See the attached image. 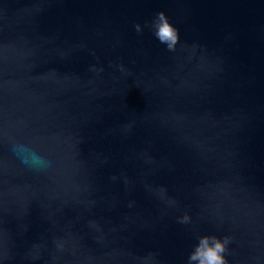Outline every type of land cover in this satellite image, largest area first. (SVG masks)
Here are the masks:
<instances>
[{
    "label": "water",
    "instance_id": "water-1",
    "mask_svg": "<svg viewBox=\"0 0 264 264\" xmlns=\"http://www.w3.org/2000/svg\"><path fill=\"white\" fill-rule=\"evenodd\" d=\"M205 235L264 264V0H0V264H187Z\"/></svg>",
    "mask_w": 264,
    "mask_h": 264
},
{
    "label": "clouds",
    "instance_id": "clouds-1",
    "mask_svg": "<svg viewBox=\"0 0 264 264\" xmlns=\"http://www.w3.org/2000/svg\"><path fill=\"white\" fill-rule=\"evenodd\" d=\"M153 29V34L160 43L165 44L167 49L174 51L180 40L178 30L170 22L169 17L164 12H159L153 22L149 25ZM137 32H142L140 24H136ZM186 222L190 218L186 215L183 218ZM230 238L221 239L214 235H205L199 238L195 249L189 255L187 264H228L225 253Z\"/></svg>",
    "mask_w": 264,
    "mask_h": 264
}]
</instances>
